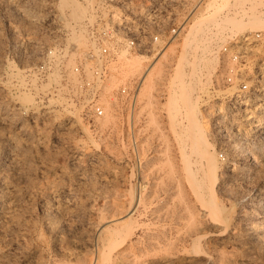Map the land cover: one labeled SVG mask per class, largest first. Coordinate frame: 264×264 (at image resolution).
I'll use <instances>...</instances> for the list:
<instances>
[{"label":"rangeland","instance_id":"1","mask_svg":"<svg viewBox=\"0 0 264 264\" xmlns=\"http://www.w3.org/2000/svg\"><path fill=\"white\" fill-rule=\"evenodd\" d=\"M58 1L0 0V189L1 185H6L9 189L12 186L11 191L16 190L8 198L0 195V264L88 262V257H97V249L106 244L104 237L99 241L97 231L106 226L108 218H117L119 213L122 220L126 219L132 197L137 210L134 209L130 216L132 223L128 225L127 246L130 250L127 251L130 254L125 251L128 255H121L119 262L118 254L123 249L113 248L105 263L211 264L213 261L212 264H220L222 260L221 264H264V247L260 249L264 244L260 246L254 240L256 237L264 239V109L229 110L221 101L215 102V110L201 109L202 97L211 84V71L217 68V63L213 54L211 74L205 75L199 68L196 72H202L204 77L196 73L194 81L189 79L188 73L193 70L190 64L196 52L180 46L184 25L159 59L152 60L145 55L147 59L140 72H131L126 64L121 66L122 77H140L148 71L153 78L149 84L144 82L140 92L142 111L148 114L147 127L101 128L87 124L81 118L79 121L73 114L76 112L63 105L64 100L46 93L50 84L58 79L49 76L55 81L52 80L46 90H40L45 81L37 76L36 65L41 53L56 45L58 38L69 34L53 18L62 11L68 13L64 8L59 11ZM121 1L122 5L130 1H140L142 6L147 3L159 6L160 3V0ZM76 2L85 7V0ZM94 2L99 3V0ZM206 3L202 6L206 7ZM263 7L264 0H212L205 13L204 32L210 41L207 51L212 40L224 42L227 35L264 33L263 28L244 32L231 30L233 32L229 31V34V25H222L226 17L239 19L244 14L241 12H264ZM23 9L29 10V15H24ZM28 18L33 25H29ZM86 21L79 22L80 26L75 30L79 27L83 34ZM262 51L261 55H264V48ZM131 57L135 56H120L121 60ZM179 63L182 81L187 85L184 89L196 109L193 122L202 126L200 129L214 148L219 162L221 179L216 187L212 178L206 176L205 156L198 151L197 128H191L193 122L187 119L181 86L179 82L175 84L180 81L176 79ZM17 70L21 74L19 78L23 76L22 85L13 76ZM32 79L35 82H30ZM159 84L165 86L160 97L155 94ZM23 90L31 93L34 107L19 104L16 96ZM220 106L224 107L218 111ZM133 137L137 138L136 143ZM13 159L21 162L16 166ZM9 202L15 204L11 213L15 215L4 217L3 204ZM212 204L217 206L215 210ZM104 248L107 255L108 249ZM74 258L77 259L72 260Z\"/></svg>","mask_w":264,"mask_h":264},{"label":"built area","instance_id":"2","mask_svg":"<svg viewBox=\"0 0 264 264\" xmlns=\"http://www.w3.org/2000/svg\"><path fill=\"white\" fill-rule=\"evenodd\" d=\"M199 1L160 0L159 6L156 3L142 6L140 1L122 5L121 0H99L108 10V18L96 10L95 21H86L85 49L58 42L41 53L37 76L45 84L49 76L58 79L51 82L46 93L64 100L63 105L87 124L95 125L105 116L106 102L118 115L119 127H147L148 114L142 111L140 99L143 81L139 76H121L120 56L146 55L152 60L159 59L198 11ZM220 42L210 43L217 68L211 71V84L202 97L201 109L215 110L217 101L229 110L247 111L257 106L263 109L264 55L260 50L264 48V33L227 35ZM162 90L165 86L159 84L155 94L163 96ZM133 140L137 142V138Z\"/></svg>","mask_w":264,"mask_h":264},{"label":"bare ground","instance_id":"3","mask_svg":"<svg viewBox=\"0 0 264 264\" xmlns=\"http://www.w3.org/2000/svg\"><path fill=\"white\" fill-rule=\"evenodd\" d=\"M8 1V0H7ZM21 1V0H20ZM26 0H24V2H25ZM33 1V0H32ZM77 0H59L58 2H59V7H58V5H57V7L58 8H60V10L59 11H62L63 10V8L64 9H67V11H68V13L66 14V13H63V11L62 12H60L59 14H57V15H54V19H55V21H57V23H58V26H60L62 29H66L65 31H69V34H67L66 35V33H65V37H60V38H58V42H61L62 44H64V45H67V44H76L77 45V47L78 48H82L83 47V49H84V47L86 46V43H85V40H84V37H83V34H84V32H83V34H82V29L80 30L79 29V27H78V30L76 31L75 30V28L77 27V26H80L79 25V22L82 20H87V21H90V22H94L95 21V19L97 18V16H96V10H101V15L104 17V18H108V10H107V8H105V7H103L101 4H99V3H95L94 1L95 0H85V7H83V6H81L78 2H76ZM202 1H203V3H202ZM51 2V1H50ZM58 2H57V4H58ZM207 2V3H206ZM210 2H212V0H200L198 3L200 4L199 5V9H198V11L187 21V23L185 24V28H183V30L181 31V45L180 46H182V47H184V49L186 48V49H192V50H195V57H194V59H193V61L191 62V64L190 65H192V68H193V70L192 69H190V73H188L189 75V79L190 80H195L196 78V71H197V69H199L200 71H202L203 73H205V75H208L209 73H210V71H211V65H210V60H212L213 59V52H210V50H208L207 51V47L209 48V43L208 42H210L209 40L207 41V39H206V37H205V32H204V30H206V28L204 27V25L206 24V21H207V16H205V13H206V11H207V7L209 8V4H210ZM8 3V2H7ZM28 3H30V2H28ZM40 3V2H39ZM44 3V2H43ZM204 3H206V7L204 6H202V4H204ZM53 4V3H52ZM52 4H50L51 6H52V8H53V5ZM56 4V3H55ZM24 6H26V5H24ZM24 6H22L23 8H24ZM30 6H31V4H30ZM50 6V7H51ZM20 7V6H19ZM41 7V6H40ZM48 7V6H47ZM34 8V7H33ZM264 8V7H263ZM17 9V8H16ZM12 10H13V8H12ZM24 10V9H23ZM43 10V9H42ZM46 10V9H45ZM57 10V11H58ZM51 11V10H50ZM34 12V11H33ZM52 12V11H51ZM23 13H24V15H26V14H28L29 15V13H30V11L29 10H24L23 11ZM32 13V12H31ZM43 13H45V12H43ZM57 13V12H56ZM241 13H244L243 14V16H240L239 17V19H237L236 17H232V18H228V17H226V18H224L223 20H222V25L223 26H226V25H229V27L227 26V28H228V33H229V31H231V30H233V31H235V32H238L239 30H242L243 32L245 31V30H253V29H262L263 30V28H264V12L263 11H250V12H245V11H243V12H241ZM33 14V13H32ZM32 14H31V16H32ZM238 14V13H237ZM240 14V13H239ZM35 15V14H34ZM33 15V16H34ZM117 15H114V17H116ZM238 17V16H237ZM24 18V17H23ZM30 18V17H29ZM28 18V21L30 20ZM36 18V17H35ZM22 19V18H21ZM34 19V18H33ZM32 20V19H31ZM39 20V19H38ZM53 20V19H52ZM33 21H35V19L33 20ZM54 21V20H53ZM81 21V22H82ZM25 22V21H24ZM27 22V21H26ZM35 22H38V21H35ZM80 22V23H81ZM23 23V22H22ZM26 24V23H25ZM29 25L31 26V25H33V22L32 21H29ZM35 25V24H34ZM221 25V27H223ZM82 26H83V24H82ZM25 27V26H24ZM23 27V28H24ZM33 28V27H32ZM35 28V27H34ZM77 29V28H76ZM223 29H225V28H223ZM67 31V32H68ZM84 31V30H83ZM233 31H231V32H233ZM231 32L229 33V34H231ZM32 33V32H31ZM30 33V34H31ZM36 33V32H35ZM237 34V33H236ZM235 34V35H236ZM64 35V34H63ZM62 36V35H61ZM224 40V39H223ZM221 42H223V41H221ZM220 42V43H221ZM182 49V48H181ZM183 50V49H182ZM261 52H263L262 51V49L260 50ZM183 52H184V50H183ZM211 57V58H210ZM146 59H147V57H145V55H140V56H136L135 55V57H131L130 59H127V58H122V60H121V63H122V66L124 65V64H126V66H127V68L128 69H130V71L131 72H140V70L142 69V66H143V63L146 61ZM215 63H216V60H215ZM188 64V65H189ZM177 73H176V79L177 78H179L180 79V81H175V84H178V83H176V82H179V85L181 86V99H182V101H183V105H184V109H185V111H186V116H187V119L190 121V123H192L194 120V117H192L193 115H194V111L196 110L195 109V106L191 103V99H190V96H189V94L186 92V90L184 89L185 88V86H187L186 85V83H185V81H184V83H183V78H182V76H181V64L179 63V65H178V67H177V71H176ZM202 72H198L197 73V75H199L200 76V74H202ZM203 75V77H204V74H202ZM15 78H17L15 81H17V80H20L21 81V79H23V76H22V78H19L20 76H21V74L19 73V71L17 70L16 71V74L15 75H13ZM25 76V75H24ZM19 78V79H18ZM53 78H55V77H53ZM52 77L51 78H48V83H46L45 85H42L41 86V88H40V90H46L47 89V87L49 86V84H50V82L52 81V80H54ZM140 78L142 79V81H143V84H144V82H146V83H150V81L151 80H153V78H151V76H150V74H149V72L147 71V72H145L144 73V75L143 76H140ZM195 78V79H194ZM188 79V80H189ZM198 79V78H197ZM33 80L34 79H32L30 82H33ZM24 82V81H23ZM34 82H35V80H34ZM188 82V84H189V81H187ZM193 83V82H192ZM18 84H20V82L18 83ZM17 84V85H18ZM24 84V83H23ZM26 84V83H25ZM34 83H32V85H33ZM113 83H111V85H112ZM142 84V85H143ZM15 85V84H14ZM16 85V87H18ZM20 85H22V81H21V84ZM19 85V87H21ZM35 86V85H34ZM33 86V87H34ZM197 86V85H196ZM23 87V86H22ZM21 87V88H22ZM24 88V87H23ZM36 88V87H35ZM31 89V88H30ZM29 89V90H30ZM37 89V88H36ZM36 89H33L34 91H36ZM28 90V89H27ZM24 91V90H23ZM204 92V91H203ZM28 93V94H27ZM33 93V92H32ZM30 94L31 93H29V91H24V92H20L19 94H18V96H16L17 97V99H18V102H19V104L20 105H30V106H33L34 107V105H33V97L32 96H30ZM221 94H223V92L221 93V92H217V95H221ZM16 100V99H15ZM104 102H105V100H104ZM105 104V109H106V113H105V116L104 117H102V118H100V119H98L97 120V123H96V125L97 126H99V127H101V128H105V127H108V126H111V127H116V126H118L119 125V120H118V116H116V114L115 113H113L114 111V109H113V107L111 106V105H109V104H107L106 102L104 103ZM262 107V106H261ZM261 107H259V106H257L256 107V109H261ZM24 108V107H23ZM219 108V107H218ZM221 108H219L218 109V111L220 110ZM223 109V108H222ZM264 109V108H263ZM262 110V109H261ZM2 111V110H1ZM18 111V110H17ZM66 111H68V110H66ZM240 111V110H239ZM3 113V112H2ZM71 113H73V112H71ZM220 112H218L217 114H219ZM245 113V112H244ZM75 116H77V113H73ZM220 115V114H219ZM222 115V114H221ZM257 116V115H256ZM1 117V116H0ZM12 118H13V116H12ZM77 119V118H76ZM252 119V118H251ZM78 120H79V117H78ZM253 120H255V119H253ZM3 121V120H2ZM80 121V120H79ZM13 122V121H12ZM254 122V121H253ZM261 122V121H260ZM2 123V122H1ZM189 123V124H190ZM3 124V123H2ZM191 125V128H193L192 126H194V127H196L197 128V136L199 137V139H197V144L198 145H200V147H199V152L201 153V154H203L205 157V167L207 168V172H206V176H207V178H212V184H213V186H217V182H218V180L219 179H221V178H219L220 177V174L221 173H219V171H218V163L219 162H217V160H216V158H215V150H214V148L211 146V145H209L208 144V142H207V139H205V136L203 135V129L201 130L200 129V127H202V126H200L199 124H195L194 122L192 123V124H190ZM255 125V124H254ZM258 127V126H257ZM259 128V127H258ZM248 129H250V128H248ZM87 130V129H86ZM258 131V130H257ZM88 132V131H87ZM196 133V132H195ZM88 134H89V132H88ZM188 134H190V133H188ZM191 135V134H190ZM196 135V134H195ZM239 135V134H238ZM88 137H91L90 135H88ZM189 137H191V136H189ZM189 137H187V138H189ZM197 137V138H198ZM241 138V137H240ZM28 139V138H27ZM30 139V138H29ZM202 139V140H201ZM22 140V139H21ZM189 140V139H188ZM17 141V140H16ZM91 142H93V141H91ZM185 142V141H184ZM28 143V142H27ZM30 143V142H29ZM190 143H191V140H190ZM17 144V143H16ZM206 144V145H205ZM26 145V144H25ZM30 145V144H29ZM193 145V144H192ZM16 146V145H15ZM194 146V145H193ZM24 147V146H23ZM190 147V146H189ZM139 148V147H138ZM1 149V148H0ZM33 149V148H32ZM236 149V148H235ZM136 150V149H135ZM138 150V149H137ZM137 152V151H136ZM137 154V153H136ZM237 154V153H236ZM80 157V156H79ZM77 158V157H76ZM199 158V157H198ZM12 160V159H11ZM19 160V159H18ZM15 161V159H13V161H15L16 162V166L19 164L18 162H21L20 160L19 161ZM22 160H24V158H22ZM79 160H80V158H79ZM12 163V162H11ZM227 163V162H226ZM15 164V163H14ZM23 164V163H22ZM198 164V163H197ZM201 164V163H200ZM229 164V163H228ZM226 165V164H225ZM233 165V164H232ZM20 167H21V165H19ZM91 166V165H90ZM94 166V165H93ZM201 166H202V164H201ZM24 167V166H23ZM92 168V167H91ZM14 169H15V167H14ZM201 169H203V168H201ZM227 169V168H226ZM231 169H233V167L231 168ZM18 170V169H17ZM224 170V169H223ZM228 171H229V169H227ZM235 170V169H234ZM234 170H232L231 172H233ZM206 171V170H205ZM226 171V170H225ZM236 171V170H235ZM183 172H185V171H183ZM227 172V171H226ZM253 172V171H252ZM259 172V171H258ZM189 173V172H188ZM205 173V172H204ZM238 173V172H237ZM21 174V173H20ZM222 174H224V173H222ZM226 174V173H225ZM224 174V175H225ZM231 175H232V173H230ZM241 174V173H240ZM243 174V173H242ZM241 174V175H242ZM205 175V174H204ZM227 175V174H226ZM237 175V174H236ZM240 175V176H241ZM254 175V174H253ZM21 176H22V174H21ZM179 176V175H178ZM185 176V175H184ZM188 176V175H187ZM233 176H235L234 174H233ZM248 176V175H247ZM177 177V176H176ZM180 177V176H179ZM221 177H223V176H221ZM227 177V176H226ZM175 178V177H174ZM188 178V177H187ZM191 178V177H190ZM189 178V179H190ZM233 178H235V177H233ZM239 178V177H238ZM244 178V177H243ZM173 179V178H172ZM5 180V179H4ZM170 180V179H169ZM191 180H193V179H191ZM3 181V180H2ZM170 181H173V180H170ZM176 181V180H175ZM177 181H179V178L177 179ZM176 181V182H177ZM208 181H209V179H208ZM5 182V181H4ZM9 183V182H8ZM178 183V182H177ZM190 183V182H189ZM193 183H194V181H193ZM196 183V182H195ZM200 183H202V182H200ZM209 183H210V181H209ZM242 183V182H241ZM10 184V183H9ZM170 184V183H169ZM211 184V183H210ZM223 184V183H222ZM238 184V183H237ZM8 185V184H7ZM176 185V184H175ZM232 185H233V183H232ZM194 186V185H193ZM197 186V185H196ZM229 186V185H228ZM257 187V186H256ZM11 188H12V186H11ZM10 188V189H11ZM177 188V187H176ZM9 189V187L8 186H6V185H1V189H0V195H2L1 197H10L12 194H11V192L13 193V191H16V190H10ZM175 189V188H174ZM183 189V188H182ZM194 189H195V187H194ZM192 190V189H191ZM165 191V190H164ZM170 191V190H169ZM198 191V190H197ZM234 191V190H233ZM223 192V191H222ZM187 193V192H186ZM185 194V193H184ZM192 194V193H191ZM194 194H195V192H194ZM227 194V193H226ZM138 195H139V192H138ZM141 195V194H140ZM201 195V194H200ZM193 196V195H192ZM60 197H62V196H60ZM186 197V196H185ZM201 197V196H200ZM199 197V198H200ZM242 197V196H241ZM63 198V197H62ZM111 198V197H110ZM134 197H132L131 199H133ZM11 199H12V197H11ZM129 200V207H127L128 209H127V214H126V212H125V214H126V216L127 217H125L126 219H123L122 220V217L120 218L119 217V214H118V216H117V218H113L114 216H112V217H110V218H108L109 220H107V218L105 217V219L107 220L105 223V227H100V230H98V228H96L98 231L97 232H99V233H96V231L94 232V233H96V236H98V239H99V241H100V239L102 240V238L104 237V240H105V245L104 246H106L107 247V249H108V251H106V252H108L107 253V255H105V248L103 249V245H102V243L100 242V244H101V246H103L102 248H100V250L99 249H97L98 250V256L97 257H95L94 258V256H92V258L89 256L88 257V259L90 258V260H88V262H86V260H85V257H84V260L85 261H83V262H79L78 261V263L77 264H107V263H105V259L106 258H110V257H107L110 253H109V251H114V249H116V247L118 248V249H123L118 255V257H120L121 255L122 256H126V254L127 253H125V251H127L128 249H129V246H127V242H128V240H127V236H129V233H128V231H129V222H131L132 223V221H130V216L132 215V213H133V211H134V209H136L135 207H137L136 206V201L134 200ZM236 199H239L238 197L236 198ZM242 199V198H241ZM9 200V199H8ZM7 200V201H8ZM112 200V199H111ZM6 201V200H5ZM11 201V200H10ZM15 201H17V200H15ZM14 201V202H15ZM105 201V200H104ZM103 201V202H104ZM131 201V202H130ZM133 201V202H132ZM263 201V200H262ZM64 202V201H63ZM115 202V201H114ZM3 204V203H2ZM47 204V203H46ZM103 204V203H102ZM264 204V203H263ZM15 204H11L10 202L9 203H7L6 205H4L3 204V206H4V217H9V216H14L13 214L11 215V213H13L12 212V210L15 208V206H14ZM16 205H18V204H16ZM53 205V204H52ZM212 205H214V204H212ZM217 205V204H216ZM57 205L55 204V207H56ZM58 206H59V204H58ZM63 205H61V207H62ZM128 206V205H127ZM14 207V208H13ZM60 207V208H61ZM63 207H66V206H63ZM120 207V206H119ZM124 207V206H123ZM217 206H215L214 205V207L212 206V208L215 210V208H216ZM111 208V207H110ZM118 208V207H117ZM48 209V208H47ZM52 209V208H51ZM56 209V208H55ZM54 209V210H55ZM119 209V208H118ZM181 209V208H180ZM213 209H211L212 211H214ZM108 210V209H107ZM113 210V209H112ZM124 211L126 210V207H125V209H123ZM137 210V209H136ZM16 211V210H15ZM118 211H120V209L118 210ZM124 211H123V213H124ZM115 212V211H114ZM216 212H218V211H216ZM123 213H121V214H123ZM113 214V213H112ZM215 215H218L219 216V214H216V213H214ZM114 215H115V213H114ZM124 215V214H123ZM171 215H172V213H171ZM177 215V214H176ZM110 216V215H109ZM108 216V217H109ZM119 217V218H118ZM123 217V218H124ZM222 217V216H221ZM2 218V217H1ZM223 218V217H222ZM4 219V218H3ZM121 219V220H120ZM4 220H6V219H4ZM3 220V222H5ZM12 220V219H11ZM135 220V219H134ZM224 221V220H223ZM225 222V221H224ZM134 224H132L131 226H133ZM99 226V225H98ZM104 226V225H103ZM137 226V225H136ZM135 226V227H136ZM134 227V226H133ZM140 227V226H139ZM149 227V226H148ZM154 227V226H153ZM152 227V228H153ZM251 227H252V225H251ZM250 227V228H251ZM132 228V227H131ZM137 229V228H136ZM224 229V228H223ZM222 229V230H223ZM251 229H253V228H251ZM250 229V230H251ZM221 230V231H222ZM230 230V229H229ZM247 230V229H246ZM262 230V229H261ZM132 231H133V229H132ZM149 231V230H148ZM253 231H255V229L253 230ZM135 232V231H134ZM158 232V231H157ZM247 232V231H246ZM261 232V231H260ZM259 232V233H260ZM264 232V231H263ZM218 233H219V231H218ZM221 233V232H220ZM250 233V232H249ZM131 234V233H130ZM142 234H144V233H142ZM155 234V233H154ZM212 234V233H211ZM222 234V233H221ZM235 234V233H234ZM233 234V235H234ZM258 234V233H257ZM159 235V234H158ZM215 235V234H214ZM232 235V236H233ZM137 236V235H136ZM151 236V235H150ZM236 236V235H235ZM134 237V236H133ZM140 237V236H139ZM152 238H153V236H151ZM230 237V236H229ZM97 238V237H96ZM95 238V239H96ZM140 238H142V237H140ZM139 238V239H140ZM152 238H150V239H152ZM155 239V238H154ZM195 239V238H194ZM226 239H229V241H230V238H227L226 237ZM226 239H224L223 238V240H226ZM232 239V238H231ZM235 239V238H234ZM97 240V239H96ZM142 240V239H141ZM145 240H146V238H145ZM153 240V239H152ZM198 240V239H197ZM237 240V239H236ZM238 240H240V239H238ZM248 240V239H247ZM257 243H258V245H260V244H264V239L262 238V237H256L255 239H254ZM130 241V240H129ZM137 241V240H136ZM167 241V240H166ZM218 241L220 242V239L218 238ZM228 241V242H229ZM232 241V240H231ZM250 241V240H249ZM252 241V240H251ZM132 242V241H131ZM134 242V241H133ZM138 242V241H137ZM165 242V241H164ZM239 242V241H238ZM244 242V241H243ZM130 243V242H129ZM141 243V242H140ZM143 243H145L144 241H143ZM225 243V242H224ZM229 243H231V242H229ZM234 243V242H233ZM237 243V242H236ZM253 243V242H252ZM255 243V242H254ZM97 244V243H96ZM98 244H99V242H98ZM136 244V243H135ZM139 244V243H138ZM228 244V243H227ZM226 244V245H227ZM144 245V244H143ZM146 245V244H145ZM224 245V244H223ZM127 246V247H126ZM131 246H132V244H131ZM139 246V245H138ZM261 246V245H260ZM95 247V246H94ZM124 247H126V248H124ZM133 247V246H132ZM141 247H142V243H141ZM140 247V248H141ZM222 247V246H221ZM264 246H261L260 247V249L261 248H263ZM97 248V247H96ZM114 248V249H113ZM136 248H138V247H136ZM139 248V249H140ZM92 249V248H91ZM106 249V250H107ZM146 249V248H145ZM161 249V248H160ZM96 250V249H95ZM130 250V249H129ZM134 250V249H133ZM136 250V249H135ZM144 249H142V251H143ZM154 250V249H153ZM223 250V249H222ZM220 251V250H219ZM218 251V252H219ZM6 252V251H5ZM119 252V251H118ZM127 252H129V251H127ZM132 252V251H131ZM134 252H136V251H134ZM153 252V251H152ZM7 254H8V252H6ZM137 253V252H136ZM138 253H140L139 252V250H138ZM157 252L155 251V253L154 254H156ZM3 254H5V253H3ZM10 254V253H9ZM97 254V253H96ZM116 254V255H117ZM129 254H130V252H129ZM159 254V253H158ZM221 254V253H220ZM128 255V254H127ZM131 255H132V253H131ZM146 255V254H145ZM70 256V255H69ZM77 256V255H76ZM133 256H135L134 254H133ZM175 256V255H174ZM220 256V255H219ZM222 256H224L223 254H222ZM4 257V256H3ZM32 257V256H31ZM71 257V256H70ZM69 257V258H70ZM78 257V256H77ZM129 257V256H128ZM132 257V256H131ZM30 258V257H29ZM87 258V257H86ZM124 258V257H123ZM139 258H140V256H139ZM139 258H137V259H139ZM143 258H144V254H143ZM142 258V259H143ZM223 258V257H222ZM75 259H77V258H74V259H72V260H75ZM80 259H82V258H80ZM125 259V258H124ZM123 259V260H124ZM129 259V258H128ZM132 259V258H131ZM130 259V260H131ZM136 259V258H135ZM220 259V258H219ZM218 259V260H219ZM224 259V258H223ZM31 260V259H30ZM79 260V259H78ZM167 260V259H166ZM62 261V260H61ZM119 262L120 261H122L121 260V257H120V259L118 260ZM133 261H134V259H133ZM137 261V260H136ZM151 261V260H150ZM157 261V260H156ZM63 263H64V260L62 261ZM66 262V261H65ZM69 262V261H68ZM72 262V261H71ZM110 261H108V263H109ZM114 262H116V261H114ZM165 262V261H164ZM171 262H172V260H171ZM203 262V261H202ZM207 262V261H206ZM223 261L221 260V263H222ZM56 263V262H55ZM57 263H58V261H57ZM56 263V264H57ZM60 263V262H59ZM70 263V262H69ZM68 263V264H69ZM75 263H76V261H75ZM122 263H124L125 264V262H122ZM212 263H213V261H212ZM211 263V264H212ZM216 263V262H215ZM219 263H220V261H219ZM220 263V264H221ZM61 264V263H60ZM65 264V263H64ZM71 264V263H70ZM74 264V263H73ZM126 264H129V262H126ZM157 264V263H156Z\"/></svg>","mask_w":264,"mask_h":264}]
</instances>
